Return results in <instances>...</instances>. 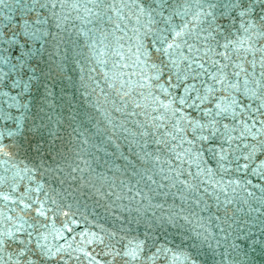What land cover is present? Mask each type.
Returning <instances> with one entry per match:
<instances>
[{
	"label": "water",
	"instance_id": "95a60500",
	"mask_svg": "<svg viewBox=\"0 0 264 264\" xmlns=\"http://www.w3.org/2000/svg\"><path fill=\"white\" fill-rule=\"evenodd\" d=\"M14 2L3 0L0 3V32L4 30L5 15L13 17L10 29L20 21L17 13L4 7V4ZM64 2L69 6L58 7L56 11L67 20L63 21L61 29L51 28L54 34L58 33L56 40L62 53V74L49 81L52 91L49 114L53 117V132L59 139L53 141L46 137L48 143L42 145L45 148L54 145L61 155L53 152L51 158L45 156L42 161L34 153L27 154L14 148H9L14 153L12 158L0 155V232L19 227L23 217L28 231H33L28 228L29 224L33 225L47 236L46 243L53 251L61 249L50 264H89L92 257H95L92 264H122L120 258L102 255L107 249L96 237L103 238L105 244L115 243L107 234L116 231L119 235L115 239L125 233L127 239L134 236L143 239L148 225L154 226L161 218L173 216L178 226L152 230L156 245L171 250L166 254L167 260L157 254L145 264H191V259H185L181 253L193 256L189 237L193 230L203 231L198 225H209V221L212 238L195 257L197 264H212L213 259L223 261L224 254L227 255L225 264H264V253L259 247L253 251L250 246L252 238L264 239L261 235L264 232V124L261 123L264 108H260L261 101L246 97L242 92L230 95L217 91L212 103L201 104L199 108L185 107L184 111L199 118L203 117L202 109L206 107L212 108L215 114L217 99L225 107L233 99L239 104L234 109L235 118L231 114L217 117L219 134L227 131L233 137L227 159L218 163V158L213 157L205 144L201 157L190 159L185 155L183 161L177 160L176 153L189 147L187 143L179 145V137L177 140L167 138L168 146L165 147L155 144L154 137L130 135L140 131L138 123L151 129L148 121L163 111L153 110L156 105L148 93L165 99L159 87H140L141 84L147 85L143 77L150 76L151 69L150 64L142 63L145 57L137 52L136 29L139 25L133 15L136 9L131 7L133 0ZM206 2L169 0L171 4L180 5ZM72 4L80 7L71 8ZM122 4L129 7H121ZM104 5H115V8ZM179 22L176 18L175 23ZM219 23L226 25L229 21L221 19ZM143 43L147 48L150 37ZM202 79L207 81L206 77ZM159 83L177 100L184 95V84L175 78L172 83L180 86L168 87L167 73ZM185 83H194L203 94L198 81ZM117 89L120 95L129 92V96L121 100ZM18 91H9L8 96L0 95V133L8 130L15 133L14 137H0V144H12L13 141L19 144L30 136L27 110L18 109L11 99L14 96L20 99ZM142 94L147 99L142 98ZM133 100L142 107L134 108ZM25 101L35 103L29 96H25ZM117 108L122 111H116ZM257 108H260L259 112ZM32 111L36 109L32 108ZM133 111L135 115H129ZM232 111L230 109V113ZM5 115L16 119H5ZM16 120L20 121L23 135L16 133ZM156 122L170 128L172 121ZM245 124L251 129V135L244 131ZM156 135L159 136L160 132ZM145 139L153 142L145 145ZM114 144L120 145L119 150ZM174 146L175 150L170 151ZM198 148L200 145H196L193 152ZM144 153L151 155L145 156ZM136 154L143 159H137ZM205 169L212 170L211 177L205 174ZM97 189L102 195L97 194ZM5 195L9 199L5 200ZM25 204L32 207L26 208ZM41 204L46 217L39 216L34 210ZM184 216L188 217L187 221L182 219ZM232 245L236 246L235 251L230 247ZM119 247L116 244V248ZM7 252H0V257L7 260ZM86 252L91 255L86 257ZM151 252L155 249L151 248L149 254ZM173 254L175 261L172 260ZM60 256L63 260L59 259ZM7 264L13 262L7 261Z\"/></svg>",
	"mask_w": 264,
	"mask_h": 264
},
{
	"label": "snow or ice",
	"instance_id": "6c2138e0",
	"mask_svg": "<svg viewBox=\"0 0 264 264\" xmlns=\"http://www.w3.org/2000/svg\"><path fill=\"white\" fill-rule=\"evenodd\" d=\"M0 3H3V0H0ZM68 6L64 0H15L12 5L4 4L10 12L17 13L20 21L15 28L10 29L9 25L13 17L11 15L4 17V30L0 32V95L8 96L9 91L19 89L17 96L20 99L17 100L15 96L11 99L18 109L27 110L26 120L31 123L28 129L30 136L23 142L0 144V155L6 158H12L14 155L9 148L24 151L27 154L34 153L35 157L42 161L45 156L51 158L53 152L61 155L54 145L47 148L42 145L48 143L46 137H51L53 141L59 139L53 132V117L49 114L52 108V102L49 99L52 95L49 81H52L53 76L62 74L63 63L60 59L62 56L60 43L56 40L58 33L54 34L51 28H62L63 21L67 20V17L58 13L56 9ZM70 7L75 9L80 5L72 4ZM104 7L115 8V5H104ZM121 7H129V5L122 4ZM131 7L136 9L133 15L136 24L139 25L136 29L137 52L145 57L142 63L150 64L151 69V75L143 77L147 85L141 84L140 87H159L165 99L153 97L151 92L148 93V97H151L156 105L153 110L162 109L163 111L148 121L151 129L138 123L140 131L131 132L130 135H139L141 138L154 137L155 144L165 147L168 146L167 138L177 140L179 137V145L185 143L189 145L185 151L176 153L175 158L181 161L185 155L190 159L201 157V149L205 144L208 145V151L213 154V157L218 158V163L227 159L233 137L227 131L223 135L219 134L220 121L217 117L231 114L235 118L234 109L239 107L237 101L233 99L225 107L217 99L214 104L215 114L212 108L206 107L202 109L203 117L199 118L184 111V108H199L201 104L212 103L217 91L227 92L230 95L233 92H242L246 97L260 100V108H264V0H223V2L207 0L206 3L183 5L171 4L169 0H133ZM193 8L197 10L191 11ZM176 18H179V23H175ZM221 19L228 20L229 23L222 25L219 23ZM149 37L150 43L146 48L143 40ZM257 54H259L258 58ZM249 55L252 56L250 60L247 59ZM66 58L64 56V59ZM137 58L139 59V56ZM166 73L169 88L180 86L172 83L173 78L184 84V95L178 100L159 83ZM202 77H206L207 81ZM188 80L198 81L203 87V94L194 83H185ZM153 81L157 83L153 84ZM193 92L196 93L195 96L191 95ZM117 94L120 95L119 89ZM25 96H29L35 103L25 101ZM127 96L129 92H124L120 95V99L124 100ZM142 98L147 99L143 97V94ZM132 104L134 108L142 107L135 100ZM32 108L36 111L33 112ZM260 108L256 111L259 112ZM230 109L233 110L231 113ZM116 111H122V109L117 108ZM261 114L264 115V113ZM129 115H135V112ZM4 118L16 119L10 115H5ZM165 120L172 121L170 128H167L164 123L156 122ZM16 123L18 125L16 133H20V121L16 120ZM261 123L264 124V121ZM224 128L227 129V125H224ZM161 129L165 130L161 132ZM244 131L251 135V129L247 124L244 125ZM157 132H160L159 136L156 135ZM20 134L23 135V133ZM243 134L242 131L241 135ZM5 135L14 137L15 133L12 130L0 133V137ZM150 142L153 141L145 139V145ZM225 144L228 145L227 148ZM196 145H200V148L193 152ZM114 147L119 150L120 145L114 144ZM174 150L175 146L170 149V151ZM136 155L137 159H143L139 154ZM144 155L151 154L144 153ZM4 162L7 163V160ZM220 168L223 169V164H220ZM204 172L210 177L213 174L211 169H205ZM97 194L102 195L98 189ZM4 199L7 200L9 197L5 195ZM24 206L32 207L30 204ZM34 210L39 216L46 217L43 204ZM182 219L187 221L188 217L184 216ZM26 223L27 221L21 217L19 227L0 232V252L11 249L7 252V260L0 257V264H7V261H12L13 264H50L57 258L61 249L53 251L52 247L46 243L47 236L29 224L28 228L36 232L34 238L33 231H28L24 227ZM210 224L211 221L209 225H198L203 231L193 230L192 236L189 237L192 241L193 256L181 253L185 259H191V264H197L195 257L199 255L204 244L212 238ZM168 225L178 226L173 216L161 218L154 226L148 225L143 239L139 236L127 239V233L115 239L119 235L116 231L107 234L110 240H115V243L105 244L103 238L96 237V239L107 249L102 255L111 256L113 259L120 258L122 264H145L157 254L163 255L167 260L166 254L171 250L156 245L152 230L153 228L165 229ZM16 233H26V235L21 237ZM261 235L264 236V232ZM126 239L127 242L123 243ZM116 244L120 245L119 249L116 248ZM250 246L253 251L259 247L264 253V239L252 238ZM230 247L235 251V245ZM151 248H154L155 252L149 254ZM90 255L85 253L86 257ZM59 259L63 260V257L60 256ZM175 259L176 256L173 254L172 260L175 261ZM93 260L95 257L89 260V264H92ZM225 261H227L226 254L223 261L217 262L213 259L212 264H225Z\"/></svg>",
	"mask_w": 264,
	"mask_h": 264
}]
</instances>
